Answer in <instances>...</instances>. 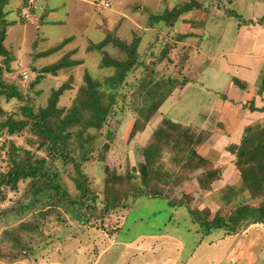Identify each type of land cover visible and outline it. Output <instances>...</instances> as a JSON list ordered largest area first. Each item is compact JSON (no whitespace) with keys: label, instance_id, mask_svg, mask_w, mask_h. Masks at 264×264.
<instances>
[{"label":"rangeland","instance_id":"374dc122","mask_svg":"<svg viewBox=\"0 0 264 264\" xmlns=\"http://www.w3.org/2000/svg\"><path fill=\"white\" fill-rule=\"evenodd\" d=\"M174 1L36 0V12L30 14L27 8H23L21 15L25 11L27 18L25 15L24 18L21 17L24 20L22 24L16 22L7 28L5 45L12 50L14 58L8 72L5 71V66L0 59V64L3 66L0 79L6 84L17 87L19 92L24 97L31 98L36 106L45 105L51 89L69 80L71 74L73 75L71 83L74 88L73 91L65 93L60 100L61 105L70 104L76 88L84 81V70L100 81L111 75V70L100 66L101 55L88 50L89 41H101L106 36V31L109 33L108 36L128 42L140 37L138 52L144 64H153L155 70H159L160 73L165 71L167 75L174 78H181L183 75L191 79L186 86L175 85L173 89L176 90L150 118L146 130L130 139L136 105L145 100L144 97L142 99L136 96V87L142 76L140 71L144 67L128 75L126 83L116 98L118 113L108 118L107 123L98 133L94 141L97 150L93 152L92 159L83 166V171L87 174L93 188L99 192L112 184L111 181L106 180V167L109 168V172H117L121 175H127L130 171L135 172L137 161L141 159L139 149L151 143L152 135L162 126L164 120L169 118L209 131V124L215 122L214 120L220 116L217 112L226 110L217 106L215 101L218 96L223 99L225 97L220 93L225 79L231 77L234 82L241 85V82L253 78L247 72L254 71L255 74L258 73L259 78L264 77V60L259 61L257 58L246 55L252 47L264 50V0H197L201 2L203 8L183 15L181 18L184 21L179 23L178 29H175L180 33L193 32L198 37L202 36L200 39L188 36L177 40L178 43L183 42L184 46L191 47L185 57L186 62L181 68L182 71L178 70L181 66L178 56L184 54L185 47L182 48V44L178 45L176 42L174 44L172 36L175 32L169 35L168 30L162 27L161 25L164 24L161 23L157 25L161 29L148 27L149 14H161L164 8L171 7ZM106 2L108 7L104 5ZM17 3L18 0H10L6 6L7 19L11 21L18 19L15 8ZM45 7L55 13L47 14L48 21L41 24V13ZM227 10L233 13L227 14ZM239 17L245 23H242ZM189 21L201 23L205 21V23L202 24L203 26L200 24L190 26ZM256 23L260 27H257ZM67 38L68 43L52 55L38 57L40 52ZM165 44H169L171 48L169 56L175 63L174 67L164 65L165 60H158V54ZM103 50L112 57L124 58L120 50L112 44L106 45ZM66 52H72L71 58L80 59L82 64L59 71L57 76L44 75L37 85L31 87V82L39 74V69L58 61ZM235 61L239 65L248 63L253 71H241L239 67L236 69L228 64L235 65ZM217 71L219 74H216L221 76V82L216 84L211 82L213 77L210 74ZM155 74L157 77V73ZM238 96H234L235 101ZM0 103L5 110L12 111L17 110L22 104L18 99L7 100L4 97L0 98ZM240 107L237 103L233 106L236 109ZM236 137L237 132H234L232 139L236 141ZM22 141L20 139L17 143ZM104 144H108V147L104 148L102 158L100 150ZM221 145L223 146L224 143ZM198 152L214 163L216 162L214 159L223 157L220 165L224 167V176H228L224 177L223 182H217V186H214L215 192H200L196 177L201 169L183 171L180 169L182 163L175 162L168 153L163 151V157L158 160L161 161L162 169L166 174L164 173V176L160 174L154 179L160 182L157 188L173 201V204H177L178 201L189 203L190 207L206 220H211L215 214L228 215L234 203L241 200L254 206L257 204V200L251 202L248 194L241 191L240 178L233 170L235 157L232 153H228L227 148L226 150L220 148L218 140L217 147L215 145L211 147L208 140ZM231 155L232 158H230ZM158 166L160 167V163ZM70 171L69 168L68 170L61 168L59 174L72 195H76L77 192L69 178ZM133 177L136 178H133L131 182L137 186L141 185L139 175L135 174ZM25 186L26 183H21L19 191ZM17 196L18 193H8L4 201L0 200V210L5 211L12 204H15L16 208L15 212L8 210L0 218V264H94L97 257L99 261L96 264H180L181 260L182 264H264V227L259 224L252 225L247 231L239 234L225 235L222 231H215L212 235L206 236L202 233L200 226L192 221L184 206L180 209L176 207L170 222L167 223L172 215L171 210L166 207L164 199L160 197H139L134 201L129 198L128 205L136 202L130 211L119 208L112 211V215L110 214L101 222L80 224L74 220L65 203L56 205L55 212L46 213L44 218L41 217L40 213L48 209V207L42 208V204L48 206L50 202L47 192L43 194L39 202L29 206L31 195L22 197L20 202L15 201ZM223 196L230 199L221 200ZM58 215L59 218H57ZM125 217L127 220L123 222ZM174 219L177 221L176 224L173 223ZM20 222L36 223L40 228L20 230L21 244L11 247L9 237L3 232L17 227ZM165 223L169 231L179 232L183 239L180 257L175 261L177 254L175 255L173 248L168 251L166 246L157 248L158 250L155 249L154 252L149 250L132 257L131 252L137 250L136 245L130 248L124 244V241L127 242L140 233L150 234L162 231ZM191 224L194 225V232L189 233ZM117 226L122 229L113 233L114 228L118 229ZM112 236L118 239L117 245H113L100 257L103 247L105 248L113 241ZM145 242L148 240L145 239ZM150 242L152 241L149 240L148 244ZM137 245L145 246L143 241H139Z\"/></svg>","mask_w":264,"mask_h":264},{"label":"trees","instance_id":"16d2710c","mask_svg":"<svg viewBox=\"0 0 264 264\" xmlns=\"http://www.w3.org/2000/svg\"><path fill=\"white\" fill-rule=\"evenodd\" d=\"M9 2L10 0H0V59L7 72L10 71L9 67L14 58L12 50L5 45L7 28L16 22L22 24L24 16L21 15V11L28 6L27 0H18L15 7L18 19L11 21L7 19L6 10ZM202 8L203 5L197 0H175L174 4L171 7L166 6L161 14H149V28L161 29L157 25L164 24L160 25L168 30L169 35L171 32H175L172 36L174 44L176 42L178 45L182 44V48L185 47L183 48L184 54L178 56L181 61L178 70L184 67L185 57L191 47L184 46L183 42L178 43L177 40L188 36L200 39L202 36L198 37L193 32L180 33L175 29H178L179 23L184 21L181 18L183 15ZM36 10L37 8L33 7L29 9L31 14ZM43 10L42 16L40 15L41 24L48 21L46 17L51 12V9L47 7ZM232 13L227 10V14ZM234 15L238 16L237 13ZM239 20L245 23L240 17ZM204 23L189 21L190 26L204 25ZM108 34L106 31V36L99 42L90 40L88 50L101 55L100 66L111 70V75L100 81L94 79L87 70H84V81L76 88L75 95L71 98L69 105H61L60 100L65 93L73 91L72 74L69 75V80L64 81L57 88L51 89L46 104L39 106H36L31 98L24 97L17 87L6 84L0 79V98L4 97L7 100L15 98L22 103L15 111L5 110L0 103V200L4 201L8 193H18L15 198L17 202H20L22 197L31 195L29 206L39 202L43 194L47 192L50 202L48 206L42 204V208L48 207V209L40 213L41 217L44 218L46 213L55 212L56 205L65 203L74 220L80 224H86L101 222L116 209H130L134 202L128 205L129 198L134 201L139 197H160L173 207L184 206L192 221L200 226L202 233L206 236L212 235L215 231H222L225 235L239 234L256 224L264 227L263 121H254L246 125L239 142L232 143L227 147L228 152L235 157L234 169L241 181V191L248 194V199L251 202L257 200L255 206L241 200L234 203V207L228 215L215 214L211 220H206L192 209L189 203L178 201L177 204H173V201L157 188L160 182L154 178L165 173L161 161L158 160L163 157V151L168 153L175 162L182 163L180 169L183 171L190 172L201 169L196 177L200 192H215L214 186H217L224 169L223 166L217 165L198 152L211 136L210 131L197 129L169 118L164 120L162 126L152 135L151 143L139 149L141 159L137 161L135 172L130 171L127 175H121L117 172H109V168L106 167V180L112 182L111 186H106L102 192L93 188L87 174L83 171V166L92 159L93 152L97 150L94 141L98 137V133L107 123L108 118L118 113L116 98L126 83L128 75L144 67L140 71L142 76L136 87V96L142 99L144 97L145 100L136 105V115L133 118L129 134L130 139L146 130L147 122L176 90L173 89L175 85L183 87L191 81L190 78L183 75L181 78H174L167 75L165 71L160 73L159 70H155L153 64H144L145 62L138 52L140 37L128 42L117 37L112 38ZM68 41L67 38L40 52L38 57L52 55ZM108 44L117 47L124 58L112 57L103 50ZM170 50L169 44H165L158 54V60H165L164 65L174 67L175 63L169 56ZM71 53L66 52L58 61L41 67L39 74L31 82V87L37 85L44 75L57 76L59 71L82 64L80 59L71 58ZM2 65L0 64V76ZM155 73H157V77ZM259 90L260 92L264 91V77L261 78ZM249 109L255 110L253 104L249 105ZM260 110L264 111V108ZM20 139L23 140L22 143H17ZM105 147H108V144H104L100 150L102 158ZM61 168L71 170L69 178L77 192L76 195H72L70 189L61 180L59 174ZM135 174L139 175L141 181L139 186L131 182L133 178H136L133 177ZM21 183H26V186L19 191ZM220 199L226 201L230 197L223 196ZM8 210L15 212V204L10 205L5 211L0 210V218ZM59 217L58 215L57 218ZM39 228L36 223L20 222L17 227L4 230L3 234L9 237L10 246L16 247L21 244L20 230ZM114 229L113 233H116L122 228Z\"/></svg>","mask_w":264,"mask_h":264},{"label":"crops","instance_id":"0c3cea01","mask_svg":"<svg viewBox=\"0 0 264 264\" xmlns=\"http://www.w3.org/2000/svg\"><path fill=\"white\" fill-rule=\"evenodd\" d=\"M54 11L50 12V15L53 14ZM55 13V12H54ZM49 15V14H48ZM253 21V20H251ZM257 27H260V25L258 23ZM256 44V43H255ZM256 47H252L251 50L247 51V56L250 58H257L259 61L260 60H264V50L262 49H255ZM256 50V51H255ZM231 67L233 68H240V70H245V71H253V68L248 64V63H244L242 65H239L236 61H235V65H231L230 63H228ZM210 65H209V69H210ZM252 68V69H251ZM257 70V68H255ZM254 69V70H255ZM239 72V71H238ZM218 73H212L210 75H212L213 79H211V82H215L217 84V82H221L220 77L218 76ZM242 73V72H241ZM248 74H251L253 76V78H251L249 81H243L241 82V85H238L237 82H234V79L229 77L227 79H225L223 82V87L221 88V95L225 96L224 99L221 96H218L216 98V103L217 106H220V108H225L226 110H219L217 113L220 114V116H218L211 124H209V131L211 132V136L209 137V144L211 145V147H213L215 145V147H217V140L220 144V148H224V150H226V148L230 145V144H237L240 140L241 134L243 132V129L246 125H248L249 123H252L254 121H263L264 122V111L260 110L261 108H264V91L260 92L259 90V84L261 81V78L258 77V73H254L253 72H247ZM236 83V84H235ZM226 92V94L224 93ZM227 93H229L230 95H228ZM217 95V94H216ZM235 95H239L237 100L235 101L234 96ZM235 103L238 104V106H241L239 109L233 108V106H235ZM253 104L255 110H250L249 109V105ZM231 109V110H230ZM235 111V112H234ZM234 132H237V137L235 138L236 141H234L232 139V137L234 136ZM208 140L206 142H208ZM205 142V143H206ZM204 143V144H205ZM224 143V145L222 146L221 144ZM204 144L201 146L203 147ZM229 153V152H228ZM228 155V154H227ZM223 157H221L220 159H214L216 162V164L222 163L221 159ZM232 158V155L231 157ZM219 162V163H218ZM233 164V163H232ZM233 170L235 171V169L233 168ZM235 174V173H233ZM228 175L222 174L221 179L219 180V182H223L224 181V177H226ZM211 197V195L209 194V198ZM222 200V199H221ZM165 201V200H164ZM136 202H134L133 207L135 205ZM166 203V207L170 208V217L167 221L170 222V218L173 216V214L175 213L174 210L177 207L178 209L181 208V206H171L167 203V201H165ZM131 207L129 209V211L133 208ZM141 219V218H140ZM127 220V218L125 217V220H123V222H125ZM164 224V228L162 229V231H159L157 233H150V234H146V233H140L138 234L135 238L129 240V241H124V244L127 245L128 247L132 248L133 245H136L135 248H137V250H133L134 252H131V256H136L135 254H144L146 252H148L150 250V252H154L155 249H159L163 246H166L167 250L169 251V249L173 248V251H175V261L178 257H180L181 255V250H182V244H183V239L180 237V233L175 231H169V229L166 228V224ZM174 224L177 223V221H175L174 219ZM193 224L189 225V233L190 232H194V225ZM197 229V228H196ZM114 237V236H112ZM143 239V240H141ZM145 239L152 241L148 244V242H145ZM117 238H113V241H111V243L109 245H107L105 248L103 247L100 257L102 256L103 253H107L112 247L113 245H117ZM139 241H143V243L145 244V246L140 247L139 245H137V243ZM158 246V247H156ZM164 248V249H166ZM157 249V250H158ZM107 251V252H106ZM161 251V250H160ZM159 251V252H160ZM167 251V252H168ZM123 252V251H121ZM156 252V251H155ZM165 253V252H163ZM162 254L163 257H165V255ZM173 256V255H172ZM174 257V256H173ZM99 257H97V259L95 260L96 264L99 260ZM165 259V258H164ZM182 262V260H181ZM181 262H179L180 264H182Z\"/></svg>","mask_w":264,"mask_h":264},{"label":"built area","instance_id":"2783aa9c","mask_svg":"<svg viewBox=\"0 0 264 264\" xmlns=\"http://www.w3.org/2000/svg\"><path fill=\"white\" fill-rule=\"evenodd\" d=\"M27 2H28V6H27L26 8H27L28 12L30 13L29 9H30L31 7H33L34 9H36V5H35L36 0H27ZM104 5H105V7H108V3H107V2L104 3ZM25 10H26V9H25ZM22 13H23V16L26 15V14H25V11L22 12ZM30 14H31V13H30ZM25 17L27 18V15H26Z\"/></svg>","mask_w":264,"mask_h":264}]
</instances>
